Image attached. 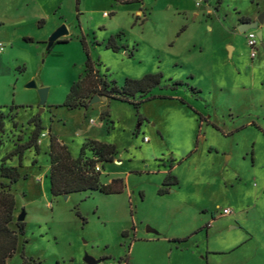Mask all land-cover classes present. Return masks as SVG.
I'll return each mask as SVG.
<instances>
[{
    "label": "rangeland",
    "instance_id": "rangeland-1",
    "mask_svg": "<svg viewBox=\"0 0 264 264\" xmlns=\"http://www.w3.org/2000/svg\"><path fill=\"white\" fill-rule=\"evenodd\" d=\"M262 12L264 0H79L77 9L75 0H0V157L27 141L31 119L43 128L39 152L25 151L18 168L27 179L11 186L9 228L22 211L25 228L7 264H23L21 251L26 264H264V21L237 30ZM62 25L68 34L57 41L66 43L47 53ZM111 36L117 52L105 49ZM81 38L108 82L161 72L148 94L157 98L137 110L104 97L55 108L84 75ZM176 80L184 85L172 89ZM48 132L74 157L90 140L114 145L113 162L96 168L102 184L123 179V192L52 197ZM165 177L173 184L158 195Z\"/></svg>",
    "mask_w": 264,
    "mask_h": 264
},
{
    "label": "trees",
    "instance_id": "trees-1",
    "mask_svg": "<svg viewBox=\"0 0 264 264\" xmlns=\"http://www.w3.org/2000/svg\"><path fill=\"white\" fill-rule=\"evenodd\" d=\"M121 4H130L142 2L143 0H119ZM79 0H75L76 9ZM247 22V18H241ZM26 42H31L30 39H24ZM66 41H56L55 44H65ZM80 44L85 53V70L84 75L80 76L77 81L73 82L68 94L61 105L55 108L63 107L66 110L87 109L88 99L94 95L104 97L110 100L127 103L135 110L143 103L156 99L155 96H149V92L159 86L163 74L161 72L155 74H146L140 79L125 78L121 85H117L115 81L108 82L104 76H100L95 68V63L92 61L87 49L84 38L80 39ZM105 49H110L113 52L119 50V46L115 42V37L111 36L105 43ZM51 48L47 50V53ZM173 88L184 85L181 80H176L173 83ZM193 89V88H190ZM138 98V99H137ZM168 99L167 97H160ZM137 99V100H136ZM136 100V101H135ZM181 103H184L181 100ZM18 106H10L9 112L16 110ZM103 113L101 114L102 117ZM5 115L0 111V146L5 133ZM12 114V119H15ZM28 124L33 125V130L26 142L15 144L14 148L0 157V264H7L12 258L17 249L18 237L24 236V222H16V231L9 228V224L13 219L16 203L14 195L11 192V186L18 183L20 180H26L27 175H21L18 171L22 165V157L25 151L33 149L36 154L39 152L38 140L43 130L39 119L33 118ZM13 128H17L15 122ZM49 136V151H48V178L49 192L52 197L70 195L74 193H94L98 192L103 195L121 194L124 190V181L121 178H114L107 184L100 182L99 170H96V165H101L113 162V156L116 153V148L112 144L101 143L99 141L90 140L81 145L76 157L70 154L67 146L60 142L57 135L48 132ZM86 151L91 152L92 157L85 156ZM17 159V167L6 166L7 161L13 158ZM35 163L34 161L32 162ZM174 179V178H173ZM168 177L162 181V186L159 188L158 195L168 194L170 185ZM185 241V240H181ZM23 250V249H22ZM23 264H26L23 251H21Z\"/></svg>",
    "mask_w": 264,
    "mask_h": 264
},
{
    "label": "water",
    "instance_id": "water-1",
    "mask_svg": "<svg viewBox=\"0 0 264 264\" xmlns=\"http://www.w3.org/2000/svg\"><path fill=\"white\" fill-rule=\"evenodd\" d=\"M264 21V12H262L256 19L255 22H244L242 24H240L237 27V30L240 33H244L248 30L251 29H256L258 27V25H261ZM68 34V31L66 29V27L64 25L60 26L59 28H57L52 34L51 36L48 38L47 41V50L52 48L53 45L56 43V41L61 38L62 36H65ZM257 37L259 40L262 39V33L260 31L257 32ZM261 46H264L263 43H261ZM26 88H35V84L33 82H30L26 85ZM38 93V98H39V106L41 108V111L44 110V105L47 99V94H48V90L47 88H40L37 90ZM100 97L94 95L90 101L89 104H93L96 101H99ZM64 198H67L68 195H63ZM25 218V213L24 211H22L18 217H17V222H23ZM147 232H155L153 229H148ZM84 264H96L97 262H99L98 260H94L92 257L86 256L83 259Z\"/></svg>",
    "mask_w": 264,
    "mask_h": 264
},
{
    "label": "built area",
    "instance_id": "built-area-1",
    "mask_svg": "<svg viewBox=\"0 0 264 264\" xmlns=\"http://www.w3.org/2000/svg\"><path fill=\"white\" fill-rule=\"evenodd\" d=\"M257 40H256V34L252 31V33H250L248 36H247V45L249 46L250 48V56L253 58L255 57V54H256V50H257ZM149 139L148 137H143V142H148ZM96 170H99L98 168H96ZM231 213V210L228 209V208H224L221 212V215H229ZM96 264H102L100 261L97 262Z\"/></svg>",
    "mask_w": 264,
    "mask_h": 264
},
{
    "label": "crops",
    "instance_id": "crops-1",
    "mask_svg": "<svg viewBox=\"0 0 264 264\" xmlns=\"http://www.w3.org/2000/svg\"><path fill=\"white\" fill-rule=\"evenodd\" d=\"M207 12H209V11H207ZM191 14H195V15H198V17L200 16H203V15H200L199 13H196V12H192ZM202 14V13H201ZM210 30V29H209ZM29 130H28V132H30V131H32L33 130V125H31L30 126V128H28ZM40 142H41V140L38 142V144H39V146H40ZM30 150H33V149H30ZM48 166H49V162H48ZM48 176V175H47ZM107 184V183H106Z\"/></svg>",
    "mask_w": 264,
    "mask_h": 264
}]
</instances>
